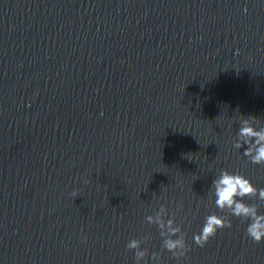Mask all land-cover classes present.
<instances>
[{"label": "water", "instance_id": "water-1", "mask_svg": "<svg viewBox=\"0 0 264 264\" xmlns=\"http://www.w3.org/2000/svg\"><path fill=\"white\" fill-rule=\"evenodd\" d=\"M248 116L264 126V0H0V264H136L132 239L141 264H264L212 194L222 170L264 188L234 147ZM162 205L183 257L145 219ZM213 213L232 227L200 247Z\"/></svg>", "mask_w": 264, "mask_h": 264}, {"label": "clouds", "instance_id": "clouds-1", "mask_svg": "<svg viewBox=\"0 0 264 264\" xmlns=\"http://www.w3.org/2000/svg\"><path fill=\"white\" fill-rule=\"evenodd\" d=\"M256 120L254 116L240 119V128L234 147L240 149L247 145L243 155L255 165H264V126L257 127L253 123ZM212 184L215 206L221 212L227 211L232 216L247 221V236L254 243H264V213L258 211V204H248L244 201L245 197L258 196L259 200L264 202V188L258 189L244 175L228 170H222ZM180 207L182 208L183 205L181 204ZM166 216L167 208L162 205L155 215H149L145 219L148 223L159 227L163 238L162 248L172 253L174 257H183L190 251V246L186 242L181 226L176 224L174 218L165 219ZM231 227L232 223L228 216L210 214L205 218L200 232L194 235V242L204 247L218 230ZM141 244L142 241L139 239H132L127 244L129 250H135L136 264H141V261L148 256V249H142ZM151 258L156 261L160 257L158 253H152Z\"/></svg>", "mask_w": 264, "mask_h": 264}]
</instances>
